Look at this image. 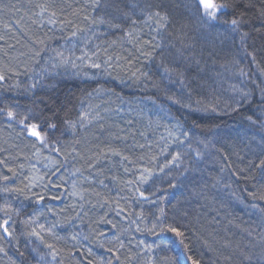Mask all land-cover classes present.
Instances as JSON below:
<instances>
[{
    "label": "trees",
    "instance_id": "16d2710c",
    "mask_svg": "<svg viewBox=\"0 0 264 264\" xmlns=\"http://www.w3.org/2000/svg\"><path fill=\"white\" fill-rule=\"evenodd\" d=\"M143 2L123 0L120 7L139 21V9L133 5ZM111 3L100 0V7L93 8L92 0H0V71L8 77L0 87V101L18 102L21 111L42 110L61 128L65 119L81 117L77 105L83 97L82 109L89 112L83 117V131L78 125L74 133H55L63 156L57 171L65 177L64 183L38 166L39 160L51 161L57 152L39 149L34 139L23 135L15 124L9 127L0 116V160L8 166L0 164V173L10 177L7 182L0 179V189H24L23 194L0 192V206L10 203L18 211L13 219L19 250L25 252L22 257L14 242L0 241L7 251L6 256L0 253V264H35L30 253L35 238L23 234L30 230L23 221L32 216H38L46 227L56 225L54 232L62 239L47 234L45 239L59 249L62 264H78L81 258L92 264L100 258L111 259L112 264H186L174 234L159 233L158 227V235L148 231L161 219V208L164 221L186 232L191 252L201 264H228L223 256L258 251L264 242V200L253 199L249 193L264 194V180L249 162L261 158L264 136V88L261 98L257 97L264 77V35L252 32L248 41V51L257 50L259 68L253 70L239 36L220 43L223 37L207 35L187 19L186 0H163L172 20L168 31L173 35L161 48L143 44L153 37V43L160 40L151 22L112 28L84 19L118 15L111 6L105 7ZM41 5L48 9L43 16L39 15ZM237 5L235 10H224L221 19L243 11L250 20L245 31L260 26L257 10L264 7V0H237ZM52 12L55 23H49ZM183 24L188 27L181 44L177 36ZM225 28L217 25L219 33H225ZM141 48L151 55H143ZM57 53H63L64 59ZM60 63L68 66L58 69ZM162 64L176 72L165 75ZM236 69L246 75L237 74ZM160 74L163 80L157 79ZM95 76L98 81L87 82ZM32 83L37 87L28 90ZM95 84L98 89L93 90ZM238 89L250 95L232 111L240 99ZM171 93L180 101L176 110H167ZM188 105L200 109V114ZM205 105L209 110H203ZM236 119L239 129L230 135L228 129ZM168 135L203 146L206 154L193 153L194 159L173 149L172 156L179 153L180 159L166 170L160 164L172 146L166 141ZM161 168L160 175L152 178ZM145 169L151 171V178L140 182L138 176L145 175ZM232 169L246 171L236 179ZM30 183L34 185L31 190L25 187ZM33 193L44 195V200L37 203Z\"/></svg>",
    "mask_w": 264,
    "mask_h": 264
},
{
    "label": "snow or ice",
    "instance_id": "6c2138e0",
    "mask_svg": "<svg viewBox=\"0 0 264 264\" xmlns=\"http://www.w3.org/2000/svg\"><path fill=\"white\" fill-rule=\"evenodd\" d=\"M123 0H112L111 5H105V7L111 6L113 10L118 13V15L112 16L111 18H106V16H99L97 18H89L85 16L84 19L88 20L89 23L95 25L99 24H107L112 28H121L123 24L130 22L132 25H136L138 22L149 23L151 22V30L156 33V36L160 37V40L153 43L155 37L143 41L144 45H147L150 48H161L162 42L168 38H170L173 33L169 32L168 29L172 25V20L169 13L163 7V0H159L158 3H154L153 0H144L143 3H137L133 5L134 8H138L140 12V20L133 18L132 12L125 11L120 4ZM93 8L100 7V0H92ZM185 9L187 10L188 17L187 19L190 22H194L196 26L205 30L206 34L211 36L213 34L223 37L220 43H223L224 40H232L234 35L239 36L240 45L245 49L246 54L251 58L254 63H257V50L248 51V41L251 39V33L255 32L260 35H264V7L259 8L258 11V19H260L261 23L259 27H253L251 31H245V25L250 23V20L247 18V13L243 11H239L235 14L231 19L222 20L221 17L224 14V10L226 9H237V0H186ZM249 7L253 5L249 4ZM41 11L39 13L40 16H43L45 12L48 11L47 6L41 5ZM55 12L50 13L49 23H55L53 19L55 17ZM223 24L226 25L225 33H219L217 31V25ZM188 27L187 24H183L180 27V35L177 36V39L181 44L184 43L186 38V33H184V28ZM75 35V33H73ZM132 31L127 32L128 37H132ZM2 38V37H0ZM141 52L143 55L150 56V52H143V48H141ZM35 55H40L39 52H36ZM58 56L63 60V53H57ZM75 66V65H73ZM163 66V64H162ZM259 66V64H258ZM92 67L100 68V64H93ZM163 71L165 75H170L173 72H176V69L169 68L167 66H163ZM264 72V69L261 70ZM241 75H246L243 69H239ZM135 75V73H133ZM143 75L147 76V73ZM180 76L183 73H179ZM7 74L4 71H0V87H3L4 82L7 80ZM19 86L18 84L16 85ZM37 87L36 83H32L29 86L28 90L35 89ZM240 92V99L236 101L235 106L231 109L232 111H237L242 106V101L248 99L250 93L245 92L243 89H238ZM170 100H174L173 97H168ZM175 103L179 104V100H174ZM197 104L200 102L197 101ZM190 107V105H188ZM21 105L18 102L15 103H4L0 101V116L4 117L9 122V127L12 124H15L21 129V133L25 135L29 139H34L36 143H38L41 147H47L51 151H55L57 153L60 152V148L56 145L59 143V138L56 137L55 133L63 130H71L73 133L77 129V126L83 127V118L78 117L77 120L65 119L63 121V128L58 126L56 122L52 120L51 117L45 116L42 110H37L32 107H28L23 111L20 110ZM203 110H209L207 105L203 106ZM212 111H216L215 107L211 108ZM88 114L85 113V116ZM252 123H256L253 121L251 117L247 118ZM262 130H264V124H261ZM261 158L258 162L250 161L249 166L254 167L260 170V179L264 180V136L261 137ZM199 155V153H197ZM127 159V157H124ZM180 159V154L176 153V155L172 158V163H175ZM0 164H3L4 167H8L7 164L4 163L3 160H0ZM168 164H165L164 167H168ZM164 169L161 168L160 171ZM223 170V169H222ZM9 172H14L12 168H8ZM246 169H240V172H237L236 169H232L233 175L239 178L240 173L245 172ZM145 172L148 175H141V181L147 182L151 178V171L145 169ZM252 177L245 176L244 179H250ZM0 179L7 182L10 177L8 175H3L0 173ZM170 187H175L174 184H170ZM26 188L31 190L34 185L28 184L25 185ZM228 187V185H226ZM245 191H247L245 189ZM0 192L5 194L10 193H18L23 194L24 189L18 187H8L0 189ZM36 198V202L40 203L44 200V195L39 193H33ZM253 199L264 200V194L257 195L256 192L249 193ZM140 197H145L144 192H139ZM25 198H28L27 196ZM55 198V197H54ZM254 207H256L254 205ZM161 219L158 223L153 224L152 228L148 229L153 235H158L159 233H172L174 234L178 240L180 245L183 248L184 256L186 258V264H201V259L198 256L193 255L191 252L190 241L186 236V232L181 229L179 225L167 223L162 219L164 216V209L160 210ZM264 212V209H261ZM0 213L3 214V218L0 219V241H4L6 243L12 244L13 242L17 246V251L20 256H25L24 251L19 250V239L16 235L15 229V220L13 219L14 215H18V211L12 207L10 203H5L0 206ZM23 223L27 226L28 231L23 234L29 238H35L32 241V247L30 248V253L32 255V259L35 261V264H62L59 260V249L53 243H49L45 239V234L54 236L56 239H62L54 232V228L56 225H52L51 227H46L45 224L39 222L38 216H32L23 221ZM111 223V221H108ZM115 227V225H113ZM157 227L159 228V233L156 232ZM138 231L140 229H137ZM195 235V233H194ZM199 238V237H198ZM72 240H76L77 237L74 235L71 237ZM87 239V237H84ZM39 241V243H36ZM207 245V241H204ZM102 246V245H101ZM123 247V243L120 244ZM112 251V249H109ZM0 253H3L5 256L7 255V251L3 244H0ZM87 255L90 257L93 255L92 250L89 248L87 250ZM118 259V257H117ZM223 259L228 262V264H264V242H262L259 246V250L249 251H240L238 255L229 254L223 256ZM14 264V262H13ZM78 264H92V261L87 258H81ZM98 264H112V260H104L100 258L98 260ZM175 264V262H173Z\"/></svg>",
    "mask_w": 264,
    "mask_h": 264
},
{
    "label": "bare ground",
    "instance_id": "6f19581e",
    "mask_svg": "<svg viewBox=\"0 0 264 264\" xmlns=\"http://www.w3.org/2000/svg\"><path fill=\"white\" fill-rule=\"evenodd\" d=\"M136 14V13H135ZM136 16H137V14H136ZM250 62H251V60H250ZM66 66H68L67 65V63L66 64H64V63H60L59 65H58V69H64ZM70 67V69L69 70H71L72 68H73V66H69ZM251 67H252V69L253 70H256L257 68H259V66H258V64L257 63H254L253 61H252V64H251ZM159 73H161V71H159ZM158 73V74H159ZM236 73L237 74H240V72H239V69H236ZM162 75V76H161ZM164 77V75L163 74H160V75H157V79L158 80H160V79H164L163 78ZM88 81L87 82H91V83H95L96 81H98V77L97 76H95V77H91V78H89V79H87ZM95 87H96V84L93 86V90H95ZM99 87V86H98ZM262 88H264V77H263V79H262V81L259 83V92L257 93V97L258 98H261L260 96H262L261 95V90H262ZM96 89H98L97 87H96ZM91 91H92V89H90ZM173 93H171L170 95L172 96V97H175V98H178V96H176V95H172ZM87 97V96H86ZM168 97H170L169 95H168ZM86 99H85V97H83V98H81V100L78 102V105H77V113H79V115L78 116H81L82 118L85 116V113H89V112H87V110L86 111H83V109H82V104H83V102L85 101ZM174 100H176V99H174ZM174 100H170V99H168L167 101H166V104L168 105V107H167V110L171 107L173 110H176L177 109V107H174L175 105H177V103H175L174 102ZM195 104H197V103H195ZM190 110L192 109V111L193 112H195V113H198L199 111H200V109H195V108H193L192 106H187ZM161 110L163 111V109L161 108ZM199 114H200V112H199ZM97 117V116H96ZM237 123L239 124L240 123V120H238V119H236V120H234L233 122H232V125L233 126H231L230 127V129H228V133L231 135L232 133H233V131H235V130H238L239 128V126H237ZM79 129V131L81 132V131H83L84 130V127H80V128H78ZM198 130L199 129H196V133L198 134ZM166 141L168 142V143H172V146H170L168 149H169V151H168V153L166 152L165 154H164V157H163V161L161 162V166H164L165 164H168L169 166L167 167V169L166 170H168V169H170V168H173V163H172V158H173V156H172V154H173V149H176L175 151H177V150H180V152H182L185 156H187V157H190V158H194V159H196L197 157H192V154L193 153H195V154H197V153H199V155H201V154H206V151H207V149L206 150H204V147L203 146H197V145H195L196 143H191V144H187L186 142H183L182 140L180 141L179 139H177L176 137H174L173 135H168L167 136V139H166ZM175 142V143H174ZM38 148L39 149H42L43 151L44 150H48V151H51V150H49V148H47V147H41L39 144H38ZM209 152L211 153V155L213 156V155H215V151H213L212 152V149H210L209 150ZM194 155V154H193ZM63 159V156L62 155H60V152L59 153H56L55 154V156H54V158L50 161L49 159H43V160H39V163H38V166H42V168L44 169V171L46 170V171H48V172H50V173H53V174H55L58 178H60L62 181L61 182H65V177H61L60 176V173H59V171H57V168H58V165H59V161L61 162V160ZM57 171V172H56ZM144 173H145V175H148V173L147 172H145L144 171ZM160 175V170L159 171H157V172H155V173H153V175H152V178H156V177H158ZM137 178V177H136ZM138 179H139V181L140 182H142L141 181V175L140 176H138ZM236 179H241V177H239V178H236ZM137 194V192L135 191L134 192V197H135V195ZM217 200L218 201H221V199H220V195H219V193H218V195H217ZM42 205V204H41ZM82 234V233H81Z\"/></svg>",
    "mask_w": 264,
    "mask_h": 264
}]
</instances>
